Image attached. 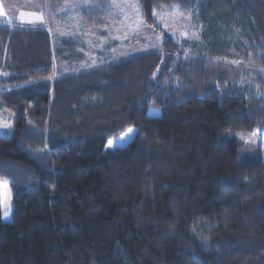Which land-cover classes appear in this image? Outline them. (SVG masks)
I'll list each match as a JSON object with an SVG mask.
<instances>
[{
  "label": "trees",
  "instance_id": "1",
  "mask_svg": "<svg viewBox=\"0 0 264 264\" xmlns=\"http://www.w3.org/2000/svg\"><path fill=\"white\" fill-rule=\"evenodd\" d=\"M56 11L67 0H47ZM160 48L82 67L80 39L0 20V264H264V0H137ZM108 0L81 9L106 24ZM191 11L198 41L155 21ZM78 40V41H77ZM77 51V52H76ZM56 74V75H54ZM157 109V113H149ZM134 127L122 145L108 140Z\"/></svg>",
  "mask_w": 264,
  "mask_h": 264
},
{
  "label": "rangeland",
  "instance_id": "2",
  "mask_svg": "<svg viewBox=\"0 0 264 264\" xmlns=\"http://www.w3.org/2000/svg\"><path fill=\"white\" fill-rule=\"evenodd\" d=\"M108 1L106 24L101 28L89 27L81 13V9L90 6L92 0H67L58 8L56 15L50 10L47 0H0V20L8 24L44 26L53 35L80 39L85 50L78 47L76 50L83 51L84 61L80 64L82 67L103 62L107 50L111 52L109 58L118 60L128 55L160 48L162 35L142 20L137 0ZM154 19L172 36L188 37L192 42L200 38L201 27L193 21L191 11L178 6L162 8L160 12L154 14ZM230 62L243 63L248 68L259 71L264 77V64L253 57L243 60L236 55ZM248 84L258 92V95L264 97V89L260 90L259 84L253 82ZM157 111L150 109L149 113L155 114ZM8 115L0 114V132L10 127ZM130 128L134 131L125 139L118 138L129 128L119 136L109 139L114 141L112 147L124 144L133 136L135 128ZM226 134L237 140L240 157L247 160L264 158V135L244 131H226ZM107 145L109 146L108 143ZM0 185L3 186L0 187L1 216L6 221L11 216V189L5 181H1ZM6 207L10 209L7 216L4 215Z\"/></svg>",
  "mask_w": 264,
  "mask_h": 264
},
{
  "label": "snow or ice",
  "instance_id": "3",
  "mask_svg": "<svg viewBox=\"0 0 264 264\" xmlns=\"http://www.w3.org/2000/svg\"><path fill=\"white\" fill-rule=\"evenodd\" d=\"M133 131H134V129L129 128V129L127 130V132L124 133V134H123L121 137H119L118 139H120V140L125 139V138H126L128 135H130ZM108 144H109V147H112V146L114 145V141L109 140V141H108ZM0 187H3V186L0 185ZM9 210H10L9 207H6V208H5V212H4V215H5V216L8 215Z\"/></svg>",
  "mask_w": 264,
  "mask_h": 264
}]
</instances>
